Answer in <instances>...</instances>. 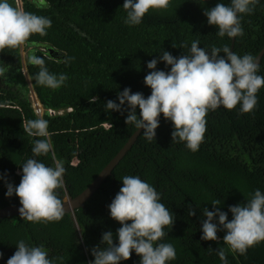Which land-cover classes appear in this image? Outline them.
Wrapping results in <instances>:
<instances>
[{
  "label": "trees",
  "instance_id": "16d2710c",
  "mask_svg": "<svg viewBox=\"0 0 264 264\" xmlns=\"http://www.w3.org/2000/svg\"><path fill=\"white\" fill-rule=\"evenodd\" d=\"M18 1L24 10L52 22L46 35L33 34L25 42L33 48L29 55L44 58L50 73L68 79L58 89L41 86L34 79L39 67L28 60L23 67L21 46L0 51V67L6 69L0 76V208L20 205L15 194L5 195L6 184L19 185L21 166L28 158L46 166H54L55 160L64 162V188L57 190L63 201L86 189L137 130L125 124L127 102L121 111L105 109L106 102L119 103L117 93L125 88L147 98L151 94L143 83L150 71L147 63L157 59L156 70H170L159 60L162 50L180 57L199 40L209 53L213 46L227 45L237 55L256 57L264 47V0L251 14H242L244 35L234 38L216 35L218 28L209 25L203 14L216 3L230 0H170L167 10L150 9L138 25L124 22V0H47V8L37 7L38 0ZM9 2L17 6L16 0ZM68 57L73 59L64 63ZM259 65L257 74L264 76V55ZM29 83L44 110L42 117L48 120L53 149L47 155L33 156V141L42 138L23 131L24 121L39 117L30 101ZM257 100L255 110L246 114L239 105L209 111L204 140L195 152L183 142H172V122L161 114L154 141H147L142 131L111 175L72 214L51 222H30L20 216L1 219L0 264H7L20 240L28 246L42 245L49 258H59L56 264H91V250L105 247L103 233L111 231L113 243L118 242L116 230L121 225L110 217L108 205L125 175L151 184L174 214L173 225L165 228L167 234L157 242L170 243L176 250V258L166 264H222L216 254L219 248L224 249L228 264H264V241L241 255L224 244L223 229L216 241L200 239L206 219L202 212L214 211L213 200L221 201L217 207L230 221L229 206L246 204L257 189L264 193V87ZM139 111L137 107L138 118ZM189 211L195 214L190 216ZM213 223L219 227L218 218ZM139 261L133 252L120 264Z\"/></svg>",
  "mask_w": 264,
  "mask_h": 264
},
{
  "label": "clouds",
  "instance_id": "9594fccd",
  "mask_svg": "<svg viewBox=\"0 0 264 264\" xmlns=\"http://www.w3.org/2000/svg\"><path fill=\"white\" fill-rule=\"evenodd\" d=\"M16 2L19 3L18 0ZM258 3L259 0H230L229 4L218 2L214 7L205 9L203 14L209 25L218 28L216 35L234 38L244 35L242 14H251ZM49 6L47 0H38L37 7ZM169 6L170 0H124L122 8L127 13L124 22L138 25L150 9L167 10ZM51 24L49 18L28 12L21 4L14 6L9 0H0V51L24 45L33 34L46 35ZM199 44V40H194L189 51L180 57L162 50L159 60L170 66L169 71L156 70L157 59L147 63L150 71L143 81L151 89L147 98L140 92L131 93L129 88H125L117 93L119 103L108 100L104 108L121 111V106L127 102L125 124L143 129V137L149 142L154 141L162 114L165 120L172 122V142H183L187 149L197 151L207 131L206 117L209 111L221 106L233 110L239 105L242 114L253 112L258 104L257 93L264 87V76L257 74L260 67L257 57L251 54L237 55L227 45L223 48L213 46L209 53ZM219 53L224 55L220 56ZM71 59L68 57L63 62L68 63ZM28 61L39 67L34 79L41 86L58 89L68 79L64 74L57 76L50 73L42 57L33 54ZM5 73L6 69L0 67V76ZM27 80L29 82L28 77ZM96 99L94 97L92 103ZM35 100L39 103L36 96ZM137 107L140 110L139 118L136 115ZM42 114L23 122L24 132L42 138L33 141V156L47 155L53 149L48 120ZM21 169L19 185L14 187L7 183L5 193L7 197L15 194L19 198L20 217L30 222L61 220L65 214V202L57 190L64 188V162L55 160L54 166H46L35 158H28ZM121 181L122 187L108 205L110 217L121 225L116 230L118 242L113 243L111 231L103 233L101 243L105 247L91 250L94 257L91 264H120V261L130 259L133 252L140 257L139 264H166L174 260V246L157 243L167 234L165 228H171L174 223V214L161 202L160 193L136 175H125ZM211 204L214 211L205 208L202 212L206 219L201 226V240L216 241L217 232L223 229L226 233L223 236L224 244L241 255L264 241V193L259 189L251 194L246 204L229 206L232 214L230 221L227 213L217 207L221 204L219 199ZM194 214V211L188 213L190 216ZM214 218H218L219 227L213 223ZM216 254L222 264H228L223 248L217 249ZM57 259L49 258L48 251L42 245L28 246L20 240L7 264H56Z\"/></svg>",
  "mask_w": 264,
  "mask_h": 264
},
{
  "label": "water",
  "instance_id": "95a60500",
  "mask_svg": "<svg viewBox=\"0 0 264 264\" xmlns=\"http://www.w3.org/2000/svg\"><path fill=\"white\" fill-rule=\"evenodd\" d=\"M234 41V39H233ZM264 55V47L256 56L258 58V63ZM35 96V94H34ZM143 129H137L129 140L125 143L122 149L112 158V160L101 170V172L96 176V178L89 184V186L84 189L79 195L74 198H66L64 200L65 213H73L78 208L84 206V203L91 198V196L99 189L104 180L111 175L113 169L122 160L127 151L132 147L138 136L141 134ZM21 205H8L0 208V220L10 216H20L18 209Z\"/></svg>",
  "mask_w": 264,
  "mask_h": 264
},
{
  "label": "rangeland",
  "instance_id": "374dc122",
  "mask_svg": "<svg viewBox=\"0 0 264 264\" xmlns=\"http://www.w3.org/2000/svg\"><path fill=\"white\" fill-rule=\"evenodd\" d=\"M19 5H20V3L17 2V6H19ZM32 51H33V48L29 47L26 43L21 46V56H22L23 67H25L26 61L28 60V57L31 56L29 54H30V52L32 54ZM31 90L32 89H30V93H29L30 94V101H31L32 107L34 108L35 104H36V100H35L34 93ZM105 126L107 127V125H105Z\"/></svg>",
  "mask_w": 264,
  "mask_h": 264
},
{
  "label": "built area",
  "instance_id": "2783aa9c",
  "mask_svg": "<svg viewBox=\"0 0 264 264\" xmlns=\"http://www.w3.org/2000/svg\"><path fill=\"white\" fill-rule=\"evenodd\" d=\"M34 109V111H35V113L37 114V115H41L42 113H43V109L41 108V106H40V104L39 103H36L35 104V107L33 108ZM49 113H53V112H51V111H49Z\"/></svg>",
  "mask_w": 264,
  "mask_h": 264
}]
</instances>
